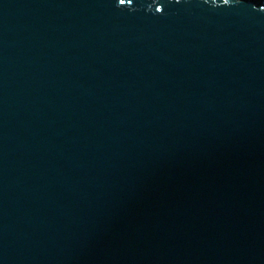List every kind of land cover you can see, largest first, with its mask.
Listing matches in <instances>:
<instances>
[{
    "label": "water",
    "instance_id": "1",
    "mask_svg": "<svg viewBox=\"0 0 264 264\" xmlns=\"http://www.w3.org/2000/svg\"><path fill=\"white\" fill-rule=\"evenodd\" d=\"M0 264H264V0H0Z\"/></svg>",
    "mask_w": 264,
    "mask_h": 264
}]
</instances>
